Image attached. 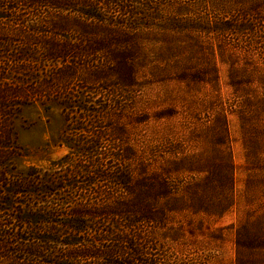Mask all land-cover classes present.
<instances>
[{"label":"rangeland","instance_id":"1","mask_svg":"<svg viewBox=\"0 0 264 264\" xmlns=\"http://www.w3.org/2000/svg\"><path fill=\"white\" fill-rule=\"evenodd\" d=\"M0 264H264V0H0Z\"/></svg>","mask_w":264,"mask_h":264},{"label":"trees","instance_id":"2","mask_svg":"<svg viewBox=\"0 0 264 264\" xmlns=\"http://www.w3.org/2000/svg\"><path fill=\"white\" fill-rule=\"evenodd\" d=\"M228 179V178H227Z\"/></svg>","mask_w":264,"mask_h":264}]
</instances>
